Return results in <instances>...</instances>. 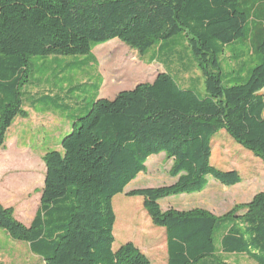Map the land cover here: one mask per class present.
<instances>
[{
	"label": "trees",
	"instance_id": "16d2710c",
	"mask_svg": "<svg viewBox=\"0 0 264 264\" xmlns=\"http://www.w3.org/2000/svg\"><path fill=\"white\" fill-rule=\"evenodd\" d=\"M180 33L205 94L182 87L160 59L174 52L163 41ZM112 40L140 55L162 43L151 62L164 71L112 100L98 98V87L90 108L69 119L61 150L43 157L44 186L31 225L0 205V229L44 264H150L132 242L114 249L112 200L146 172L148 158L163 153L175 182L126 196L141 197L152 224L164 229L167 264H228L222 255L264 264V193L221 218L159 204L202 191L209 177L227 187L241 183L235 170L210 163L212 139L222 130L264 163V0H0V149L14 119L26 116L31 57L87 56ZM238 40L250 46L241 57L259 64L223 86L218 55Z\"/></svg>",
	"mask_w": 264,
	"mask_h": 264
},
{
	"label": "rangeland",
	"instance_id": "374dc122",
	"mask_svg": "<svg viewBox=\"0 0 264 264\" xmlns=\"http://www.w3.org/2000/svg\"><path fill=\"white\" fill-rule=\"evenodd\" d=\"M163 43L166 52L174 51L169 57L170 62L169 58L160 57L166 59V69L182 87L205 94L201 72L195 65L184 34L180 33ZM161 44L140 55L118 40H112L94 45L87 56L30 58L31 84L24 88L28 95L23 104L24 109L30 108V111L25 110V117H16L0 149V197L12 205L6 208L12 209L13 215L15 206L23 202H38L45 171L43 157L48 152L61 150L60 140L71 127L69 119L84 114L85 108H90L100 86L102 98L111 100L117 92L152 82L163 70L160 63L151 62L153 56L158 58ZM249 50L247 42L238 40V44L225 46L218 55L223 86L235 84L236 78L248 76L247 70L259 64L251 55L241 57L242 52ZM92 57L96 62L92 61ZM211 146V165L223 172L235 170L241 183L227 187L209 177L208 185L202 191L161 200L163 211L168 206L180 212L202 209L221 218L233 207L247 204L255 195L264 193V163L259 158L235 143L223 130L213 137ZM145 166L146 172L139 174L124 193L112 200L116 217L113 247L118 249L132 242L146 255L150 264H167L164 229L152 224L141 197H127L126 193L169 186L175 179L168 175L171 163L163 153L148 158ZM227 262L255 264L248 258H228ZM0 264L44 263L30 252L26 243L0 235Z\"/></svg>",
	"mask_w": 264,
	"mask_h": 264
},
{
	"label": "crops",
	"instance_id": "0c3cea01",
	"mask_svg": "<svg viewBox=\"0 0 264 264\" xmlns=\"http://www.w3.org/2000/svg\"><path fill=\"white\" fill-rule=\"evenodd\" d=\"M95 61H96V59H95ZM164 71V69L161 71V72H163ZM160 72V73H161ZM154 81V80H153ZM152 81V82H153ZM152 82H146V83H152ZM100 89H101V86H100ZM100 89L98 90V98H101V99H106V98H102V96H101V94L99 93L100 92ZM133 89V88H132ZM132 89H130V90H132ZM123 91H129V90H123ZM120 92H122V91H120ZM120 92H117L116 94H115V96L118 94V93H120ZM115 96H114V98H115ZM113 98V99H114ZM38 100H40V99H38ZM37 99L35 100V101H38ZM42 100V99H41ZM109 100V99H108ZM112 100V99H111ZM23 109H24V106H23ZM25 110H29L30 111V108H26V109H24V111ZM16 119V118H15ZM14 119V120H15ZM14 122V121H13ZM13 124V123H12ZM70 126H71V123L69 124ZM11 127V126H10ZM9 130V129H8ZM71 130V127H70V129L67 131V132H69ZM7 133V132H6ZM61 137H62V134L60 135V139H61ZM60 142H61V140H60ZM61 149V148H60ZM170 163H171V161H169ZM170 168V167H169ZM147 170V169H146ZM169 170V169H168ZM168 172V171H167ZM0 173H1V170H0ZM45 173H46V168H45V171H44V177H43V183H42V187H41V189H40V191H39V198H38V202L36 203V204H29V203H27V202H23V203H21L20 205H17V206H13L14 207V218L17 220V221H19L20 223H22L23 225H25L26 227H29L30 225H31V223H32V221H33V219H34V217H35V215H36V213H37V211H38V209H39V206H40V199H41V190H42V188H43V186H44V180H45ZM239 185V184H238ZM238 185H236V186H238ZM27 191V190H26ZM125 192V191H124ZM242 197H244V196H242ZM170 198H172V197H170ZM169 198V199H170ZM5 201V200H4ZM2 199H1V197H0V205H2L3 207H11L12 205L10 204V203H8L7 201H5L4 202ZM159 204H160V202H159ZM168 209H174L173 207H171V206H168ZM167 209V210H168ZM174 210H176V209H174ZM177 211H179V210H177ZM213 214V213H212ZM0 235H5L6 236V238H8L9 236L7 235V233L6 232H4L3 230H1L0 231ZM8 236V237H7ZM7 240H9V239H7ZM28 246V245H27ZM224 261H226L227 262V259L228 258H244V259H246V257L245 256H241V255H222V256H220ZM40 259V258H39ZM44 263V262H43ZM228 263V262H227Z\"/></svg>",
	"mask_w": 264,
	"mask_h": 264
}]
</instances>
